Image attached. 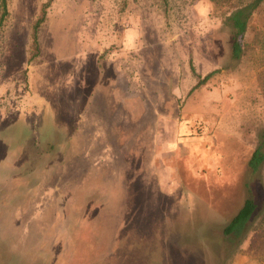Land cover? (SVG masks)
Wrapping results in <instances>:
<instances>
[{"label": "rangeland", "instance_id": "obj_1", "mask_svg": "<svg viewBox=\"0 0 264 264\" xmlns=\"http://www.w3.org/2000/svg\"><path fill=\"white\" fill-rule=\"evenodd\" d=\"M49 1L0 26V264H264V7L233 60L208 0H52L30 62Z\"/></svg>", "mask_w": 264, "mask_h": 264}, {"label": "trees", "instance_id": "obj_2", "mask_svg": "<svg viewBox=\"0 0 264 264\" xmlns=\"http://www.w3.org/2000/svg\"><path fill=\"white\" fill-rule=\"evenodd\" d=\"M215 10L222 11L223 23L231 30L232 33V58L240 60L244 54L245 41L250 28V25L260 11L264 7V0H208ZM9 0H0V26L6 21ZM50 0L44 7L40 19L34 26L33 48L35 53L31 56L30 62L34 61L39 56L38 31L41 25L46 21V9L51 4ZM194 71V70H193ZM216 72H213L205 78H200L199 84L192 90L195 91L198 87L204 85ZM263 140L257 146L249 161V167L253 173L259 171L264 165V133L261 137ZM53 146H51L52 148ZM54 148H52L53 150ZM261 204L255 198L247 199L231 222L224 228V235L237 239H246L248 234L255 231H260L264 224V210L260 209ZM261 226V227H259ZM259 227V228H258Z\"/></svg>", "mask_w": 264, "mask_h": 264}]
</instances>
